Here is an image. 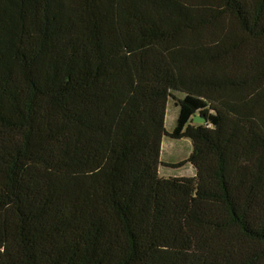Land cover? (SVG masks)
Instances as JSON below:
<instances>
[{
	"label": "trees",
	"instance_id": "obj_1",
	"mask_svg": "<svg viewBox=\"0 0 264 264\" xmlns=\"http://www.w3.org/2000/svg\"><path fill=\"white\" fill-rule=\"evenodd\" d=\"M0 264H264V0H0Z\"/></svg>",
	"mask_w": 264,
	"mask_h": 264
},
{
	"label": "rangeland",
	"instance_id": "obj_2",
	"mask_svg": "<svg viewBox=\"0 0 264 264\" xmlns=\"http://www.w3.org/2000/svg\"><path fill=\"white\" fill-rule=\"evenodd\" d=\"M178 112L179 109L176 107L174 100L170 99L165 118V127L168 131H173L176 126ZM191 151L192 142L189 138L176 139L164 136L161 147V157L163 160V163L160 165L161 175L190 176L193 171L190 163H186L181 167H173L169 164L185 159Z\"/></svg>",
	"mask_w": 264,
	"mask_h": 264
},
{
	"label": "water",
	"instance_id": "obj_3",
	"mask_svg": "<svg viewBox=\"0 0 264 264\" xmlns=\"http://www.w3.org/2000/svg\"><path fill=\"white\" fill-rule=\"evenodd\" d=\"M205 117H201L200 115H194V121L195 122H199V123H203L205 122Z\"/></svg>",
	"mask_w": 264,
	"mask_h": 264
},
{
	"label": "crops",
	"instance_id": "obj_4",
	"mask_svg": "<svg viewBox=\"0 0 264 264\" xmlns=\"http://www.w3.org/2000/svg\"><path fill=\"white\" fill-rule=\"evenodd\" d=\"M168 104H169V101H168ZM168 106V105H167ZM177 107V106H176ZM167 110H168V107H167ZM161 159H162V157H161ZM163 161V160H162ZM192 165V164H191ZM192 167H193V165H192ZM160 171V170H159ZM195 174V168L193 167V171H192V173H191V175H194Z\"/></svg>",
	"mask_w": 264,
	"mask_h": 264
}]
</instances>
